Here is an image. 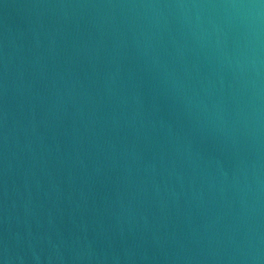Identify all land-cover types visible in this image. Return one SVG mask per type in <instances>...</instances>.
Wrapping results in <instances>:
<instances>
[{
	"label": "water",
	"instance_id": "1",
	"mask_svg": "<svg viewBox=\"0 0 264 264\" xmlns=\"http://www.w3.org/2000/svg\"><path fill=\"white\" fill-rule=\"evenodd\" d=\"M0 264H264V0H0Z\"/></svg>",
	"mask_w": 264,
	"mask_h": 264
}]
</instances>
